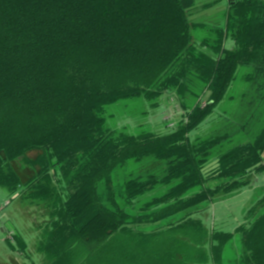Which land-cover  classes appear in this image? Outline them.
<instances>
[{"label": "trees", "instance_id": "trees-1", "mask_svg": "<svg viewBox=\"0 0 264 264\" xmlns=\"http://www.w3.org/2000/svg\"><path fill=\"white\" fill-rule=\"evenodd\" d=\"M197 1L0 0V187L39 211L44 264H225L236 236V264H264V187L233 233L202 217L264 177V0H227L220 27ZM241 68L246 108L192 138ZM129 100L149 106L115 120Z\"/></svg>", "mask_w": 264, "mask_h": 264}, {"label": "rangeland", "instance_id": "rangeland-1", "mask_svg": "<svg viewBox=\"0 0 264 264\" xmlns=\"http://www.w3.org/2000/svg\"><path fill=\"white\" fill-rule=\"evenodd\" d=\"M200 4L203 3H212V0H198ZM212 1V2H211ZM217 5V4H215ZM223 7H219L218 9H213L211 11H208L204 14H191V20L195 23H202V24H215L216 26H222L223 23ZM213 30L211 31V28L202 27L198 30H196L195 35L196 37L201 40L205 37H211ZM227 49H232L233 42L231 40H227L225 44ZM246 72V69L241 68L238 71V80L233 86L230 88V95L228 97H234L233 99H226L224 100L214 111V113L208 118V120L200 125L195 131L192 132V138H195L197 136L205 137L207 135H210L212 132L217 130L220 126L218 124L219 121H224L225 112L229 115H235L239 113L240 109L246 108V102H243L241 100L240 94L242 92H249L248 88L244 86V84L240 81V78L242 74ZM189 90L194 93L196 96H200L203 94L205 86L198 81L194 76H189ZM191 96L189 93L184 95V103L187 104L189 108L193 107L195 103H197V97ZM148 103L144 100H129L126 102L119 103V105L110 107V111L112 113H116L115 120L117 118H121L122 116H132V118H140V114L145 111V109L148 107ZM162 107H164L165 112L162 115L161 119H163L165 122H176L180 116L182 115L183 111L181 109V106L178 101H174L173 99L167 101L162 104ZM157 113L150 114V116L153 118V121H155L158 114H160L159 111H156ZM223 117V118H222ZM115 120H113V124L115 123ZM215 120V121H213ZM217 120V121H216ZM130 120H128L129 123ZM158 121V119H157ZM130 124H133L132 121H130ZM35 154L31 153L30 157H34ZM261 187H264V177L262 178H255L254 183L250 185L249 187L244 188L239 194H235L230 196L229 198L219 201L212 206L206 212L203 214V221H206L205 223L213 224L216 226L217 229L223 231V232H230L233 233L235 229L241 225L244 222V216L246 211L250 208V206L255 202L256 198L259 195H262L261 192L257 191ZM17 197L11 196L7 190L0 187V216L3 218V215H10V218L15 223L17 228L19 230L24 229L27 226V220H25L21 215H19L16 210L26 209V203H20V205H17ZM27 211V210H25ZM16 212V213H15ZM43 221V220H42ZM41 222V220H39ZM29 230V229H27ZM12 233H15V229L11 228L9 230ZM20 233V231H19ZM20 235L13 234L11 235L12 241L15 242L13 237H18ZM239 248V240L236 236L226 247L225 253H224V259L225 264H236L237 259V253ZM4 250L5 248L0 245V261L1 258H4ZM5 262V260H4ZM16 261L12 262L11 264H15Z\"/></svg>", "mask_w": 264, "mask_h": 264}, {"label": "crops", "instance_id": "crops-1", "mask_svg": "<svg viewBox=\"0 0 264 264\" xmlns=\"http://www.w3.org/2000/svg\"><path fill=\"white\" fill-rule=\"evenodd\" d=\"M212 1L215 2L217 0H212ZM209 4L208 3L200 4V2L197 1L195 8L191 10V14L192 13L204 14V13H207L208 11H211L216 8L218 9L219 7L222 6L224 8L223 9V12H224L223 23H224L225 14L228 9L227 8L228 1L219 0L218 3H216L217 5L214 4L210 6ZM223 23L221 25H223ZM209 26L215 27L216 25L210 24ZM217 27H220V26H217ZM20 203H22V201L18 200L16 204L20 205ZM1 212L3 211H0V214ZM16 212L19 215H21L25 220L28 221L27 226L24 229H22V232H21V230L17 228L18 226H16L15 223L12 221L9 214L3 215V218L0 216V245L5 248L4 253H3L4 258H1L2 261H0V264H11V260L12 262L16 261L15 264H44L42 260L43 258H41L35 252L36 240L39 238V233H40L39 225L40 223L43 222L42 221L43 219L39 215L40 214L39 211L33 207L26 205V209L22 211L21 209L20 210L17 209ZM39 220H41V222H39ZM11 228L15 229V233H12L9 231L11 230ZM13 234L20 235L24 239L25 244L27 246V251L25 253L26 255L23 253L14 251V249H12V247L10 246V242H11V245L16 244L11 239L12 238L11 235Z\"/></svg>", "mask_w": 264, "mask_h": 264}]
</instances>
